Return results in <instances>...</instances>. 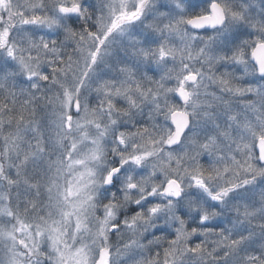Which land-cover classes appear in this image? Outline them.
<instances>
[{"label":"snow or ice","instance_id":"6c2138e0","mask_svg":"<svg viewBox=\"0 0 264 264\" xmlns=\"http://www.w3.org/2000/svg\"><path fill=\"white\" fill-rule=\"evenodd\" d=\"M0 264H264V0H0Z\"/></svg>","mask_w":264,"mask_h":264}]
</instances>
